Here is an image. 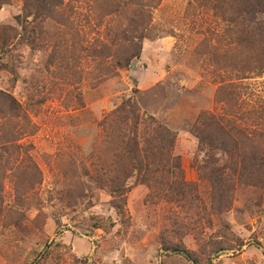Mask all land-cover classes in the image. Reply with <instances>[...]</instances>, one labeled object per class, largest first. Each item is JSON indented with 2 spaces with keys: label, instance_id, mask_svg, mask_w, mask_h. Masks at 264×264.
<instances>
[{
  "label": "rangeland",
  "instance_id": "obj_1",
  "mask_svg": "<svg viewBox=\"0 0 264 264\" xmlns=\"http://www.w3.org/2000/svg\"><path fill=\"white\" fill-rule=\"evenodd\" d=\"M27 1L0 0V93L14 100L0 99V264H193L175 247L197 264H264V191L237 185L212 209L209 169L229 159L194 133L223 115L225 84L242 97L237 124L264 130V62L242 75L223 54L215 5L64 0L43 22ZM124 102L140 140L151 121L175 135L190 178L134 176L118 212L109 133Z\"/></svg>",
  "mask_w": 264,
  "mask_h": 264
},
{
  "label": "trees",
  "instance_id": "obj_2",
  "mask_svg": "<svg viewBox=\"0 0 264 264\" xmlns=\"http://www.w3.org/2000/svg\"><path fill=\"white\" fill-rule=\"evenodd\" d=\"M27 2L31 6V11L35 13V20L40 19L43 22L47 13L56 11L59 13V9L64 8V0H28ZM196 2L203 6L215 5L221 13V15L217 14L224 26L223 30L221 33H212L209 30L211 39L222 43L221 38H223V42L227 45L224 47L223 54L228 55L233 52L234 57L237 56L238 65L243 68L242 75L247 73L253 63L258 66L263 64L264 20H260L259 16L264 15V0H196ZM225 35L227 40L224 38ZM5 46H7L6 43L2 47L4 55L7 53L4 50ZM218 46L219 44L214 48H218L219 52L221 46ZM223 54L220 57L221 62L228 66ZM222 87V91L226 94L223 96L225 100L218 101L225 103L223 115L201 114L194 126V133L201 144H207L211 150L221 151V154L229 159L225 165L219 163L217 167L212 163L213 166L209 169L210 174L207 178L212 185L214 201L212 209L215 208L216 203L219 204L222 200L226 201L231 197L233 188L237 185L264 191V130L256 128L246 130L237 124L236 119H242L239 103L242 97L232 89L231 84H225ZM0 99L5 105L10 106L14 103V100L3 92L0 93ZM262 113L264 108L260 110L259 118ZM137 116L129 103L124 102L110 122L112 132L109 133L111 142L109 144L112 145L110 154L113 156L108 166L110 170L108 174L112 175L109 186L112 189V197L118 202L115 207L118 212L122 209L121 202L124 201V194L127 192L126 182L134 176L142 173L139 177L148 185L151 184V177L161 173L163 177L180 171L187 179L190 178L184 163L173 158L171 154L175 135L156 121H151L149 127L152 130H145L140 140ZM119 128V131H115ZM209 162L210 160L198 167L192 165L191 172H201L207 166L209 167ZM135 170L138 171L136 175H134ZM169 250L178 252L193 264H197L186 250L180 247L169 248Z\"/></svg>",
  "mask_w": 264,
  "mask_h": 264
}]
</instances>
